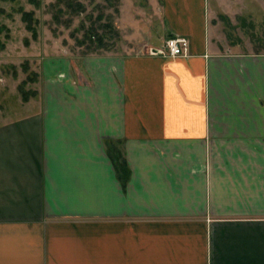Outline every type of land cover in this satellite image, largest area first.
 <instances>
[{
  "label": "crops",
  "instance_id": "crops-1",
  "mask_svg": "<svg viewBox=\"0 0 264 264\" xmlns=\"http://www.w3.org/2000/svg\"><path fill=\"white\" fill-rule=\"evenodd\" d=\"M212 2L119 0L130 47L26 55L32 93L0 106V264H264V47ZM171 37L189 56L153 54Z\"/></svg>",
  "mask_w": 264,
  "mask_h": 264
},
{
  "label": "rangeland",
  "instance_id": "rangeland-1",
  "mask_svg": "<svg viewBox=\"0 0 264 264\" xmlns=\"http://www.w3.org/2000/svg\"><path fill=\"white\" fill-rule=\"evenodd\" d=\"M38 1L39 6L30 0H0V8L4 10L0 15V49L3 47L4 51L6 48L5 52L0 50V58H8L4 66L0 62L2 110L7 108L10 110L20 104L19 96H22L20 87L28 97L32 93L30 88L34 72L25 58L27 54L33 55L38 51L47 55L62 54L64 50H68V46L80 55L117 52L122 51L123 47H130L128 40L122 37L114 24L118 16L119 0H79L83 7L75 14L60 15L59 20L53 18L56 11L51 7L56 0ZM213 2L215 4L213 15L217 18L216 22L222 36L234 41H248L249 46L255 49L264 47V0H213ZM23 11L33 13V23L37 30L35 39L32 38V32L26 28L27 23L22 17ZM226 13L231 16L228 22L224 20ZM100 15L103 16V21L97 20ZM106 23L112 28L102 29ZM97 32H105L104 45L97 50L89 49L88 47L92 45L96 46V38L91 36ZM4 93L7 94L6 97L2 96Z\"/></svg>",
  "mask_w": 264,
  "mask_h": 264
},
{
  "label": "trees",
  "instance_id": "trees-1",
  "mask_svg": "<svg viewBox=\"0 0 264 264\" xmlns=\"http://www.w3.org/2000/svg\"><path fill=\"white\" fill-rule=\"evenodd\" d=\"M31 3L36 4L37 6L40 5V2L38 0H30ZM51 7L54 9V11H56V13L53 15V18L55 20H59L60 15H65L66 13H70V14H75L77 13L82 7L83 4H81L79 2V0H56L53 4H51ZM4 10L2 8H0V15L3 14ZM22 17L23 20L27 23L26 28L32 32V38L35 39L37 36V30L35 28V25L33 23V13L32 12H24L22 13ZM98 21H103V16L100 15L97 17ZM112 28L111 25L109 24H104V26L102 27V29L104 28ZM91 37H95L96 38V46L93 47L90 46L88 47L89 49H100L102 48V46L104 45V40H105V32L102 33H98L97 34H93ZM92 44L94 42H91ZM20 91L23 94L24 99L28 98L27 93L23 90L22 87H20Z\"/></svg>",
  "mask_w": 264,
  "mask_h": 264
},
{
  "label": "built area",
  "instance_id": "built-area-1",
  "mask_svg": "<svg viewBox=\"0 0 264 264\" xmlns=\"http://www.w3.org/2000/svg\"><path fill=\"white\" fill-rule=\"evenodd\" d=\"M153 54L167 55L170 57L189 56V42L185 38H168L163 47L159 50H153Z\"/></svg>",
  "mask_w": 264,
  "mask_h": 264
}]
</instances>
